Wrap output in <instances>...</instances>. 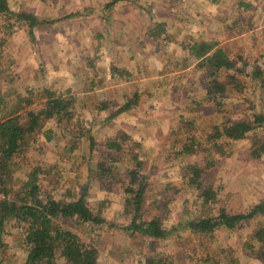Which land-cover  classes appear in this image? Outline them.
<instances>
[{
	"label": "rangeland",
	"instance_id": "1",
	"mask_svg": "<svg viewBox=\"0 0 264 264\" xmlns=\"http://www.w3.org/2000/svg\"><path fill=\"white\" fill-rule=\"evenodd\" d=\"M63 1L7 0L9 12L0 16V120L10 116L16 106H22L20 123L25 125L26 113L42 108L45 90L74 101L71 119L60 124L55 120L45 122L37 133L27 136L22 153L14 156L4 169L0 167L2 200L20 203L31 188L26 185L34 172L33 186L38 188L36 196L40 199L72 201L85 193L88 207L107 223L76 225V219H71L62 226L96 248L97 264H115V258L118 264H144L147 259L156 260V264H264V256L259 257L264 255V248L253 240L256 229L264 228V213L231 230L196 234L184 227L185 218L216 216L221 209L230 215L243 214L264 201V151L258 158L253 154L261 142V129L254 127L238 141L210 140L215 128L228 121L252 122L255 114L264 115V3L244 0L251 8L243 11V7H235L242 0H185L175 5L178 15L170 17V22L159 13L158 21L152 25L154 33H161L166 27L167 34L163 32L160 41L171 36L181 41L188 36L187 32H196L207 43L226 42L222 45L224 52L235 68L216 75L223 86L218 93L212 90L214 78L196 65L190 69L188 79L178 81L179 97L174 100L178 99L179 112H156L153 104L157 105L158 98H148L140 110H126L131 112L132 128V133L126 134L114 126L110 132V121L114 119L113 113H121L117 111L136 96L114 101L110 91L111 96L95 97L84 103L72 89H55L49 82L60 63L64 65L69 56L74 60V52L65 49V42H87L92 35L99 59H112L117 49L113 43L127 37L113 33L130 26L134 30L130 35L134 36L152 27L151 23L137 25L135 20L141 17L136 7L151 9L153 0H144L132 10L127 7L134 0H129L118 11L120 15L115 16L116 26L113 19L110 23L98 20L100 31L83 36L72 31L81 27L74 21L76 16L67 17L66 22L67 18L52 11L54 5L59 8ZM112 2L99 1L100 18L113 17ZM170 4L174 5V1ZM199 10L205 15L191 16ZM20 15L29 16L30 20ZM179 20L186 28L180 29L179 25V32L175 33L170 24L177 25ZM113 74L122 76L113 66L101 72L104 86L111 84L109 75ZM122 83L118 85L120 91L126 87ZM193 92L195 98L190 97ZM182 93L189 94L188 101L180 99ZM25 99L31 101L29 106ZM96 108L105 111L97 112ZM185 109L189 112L185 113ZM95 112L99 115L93 116ZM92 120L99 124L92 125ZM115 123L120 126L118 121ZM110 134L113 136L108 137ZM122 135L126 138L121 142L122 150L108 153L106 143ZM184 148L191 152L182 153ZM134 157L142 163L140 177L146 185L137 221L160 219L165 230L162 238L128 229L135 213L132 196L124 192L128 185L125 174L132 169ZM210 163L213 165L208 167ZM193 166L203 169L198 178ZM207 189L216 193L212 205L201 203L199 195ZM23 233L24 225L15 219L0 224V264L24 263L28 248L23 243ZM104 255H110L111 261ZM54 263L67 264L59 255Z\"/></svg>",
	"mask_w": 264,
	"mask_h": 264
},
{
	"label": "trees",
	"instance_id": "2",
	"mask_svg": "<svg viewBox=\"0 0 264 264\" xmlns=\"http://www.w3.org/2000/svg\"><path fill=\"white\" fill-rule=\"evenodd\" d=\"M126 1V0H123ZM245 9L251 8L248 4L240 2V6ZM9 12L7 0H0V16ZM24 20H30L29 16L20 15ZM32 19V18H31ZM34 23L32 20L31 25ZM33 26V25H32ZM159 32L153 33L158 35ZM191 56L198 61V68L207 70L208 74L214 78L215 92H222L223 86L216 80V75L221 70H232L235 63L229 60L221 48H217L215 43L196 42L189 48ZM44 104L40 110H32L26 113V124L20 123V110L22 106H16L10 113V116L2 117L0 120V167L4 169L12 158L23 152L27 136L39 131L45 122L55 120L58 124L62 121L71 119V108L74 101L71 98L55 95L53 92L45 90ZM210 94V93H209ZM25 105L29 106L31 101L23 100ZM137 102V97L130 100L121 107L117 112L130 109ZM257 127L261 129V142L254 150L255 157L260 156L264 151V115L255 114L252 122L237 121L226 122L221 128H215L210 140L216 141L221 138L229 141H238L244 139L247 134ZM126 138L122 135L119 138L109 140L106 143L105 150L108 153L120 152L122 150L121 142ZM190 148H184L182 153H190ZM134 165L131 170L127 171L125 176L128 178V185L124 192L132 196V205L134 213L129 230L131 232H140L143 236L154 239L162 238L165 230L161 226V220L158 218L147 222L137 221L145 193L144 178H141L142 163L134 157ZM210 163L207 166L211 167ZM206 166V168H207ZM101 167V165H99ZM194 176L198 178L203 169L192 167ZM35 172L31 174L26 186L30 190L19 201L20 203L2 200L0 202V224L5 220L15 219L16 222L24 225L23 243L27 246L28 251L23 264H55L54 259L59 255L67 264H97V250L91 244L84 243L74 232L64 228L62 225L66 220L76 219V225L85 223L106 224L104 220L97 217L88 207L85 200V193L72 201H57L51 197L40 199L36 196L37 187L33 186ZM102 175V174H101ZM100 175V176H101ZM2 181L0 178V185ZM202 205H212L216 201V193L207 189L199 195ZM264 213V201L254 205L247 213L228 214L220 210L216 216H205L199 219L188 220L185 218L184 227L196 234H208L217 229H234L244 221L253 219L255 216ZM253 240L264 248V228H258L253 234ZM264 255H259L262 257ZM156 260L147 259L144 264H156Z\"/></svg>",
	"mask_w": 264,
	"mask_h": 264
},
{
	"label": "crops",
	"instance_id": "3",
	"mask_svg": "<svg viewBox=\"0 0 264 264\" xmlns=\"http://www.w3.org/2000/svg\"><path fill=\"white\" fill-rule=\"evenodd\" d=\"M99 1L100 0H65L61 3V6L59 8L54 5L52 11L64 18L76 16V18H74V21L77 20L80 23L81 27L76 26L77 28H73L72 31L77 32L79 35L83 36V34L87 35L88 33L93 32L98 33L100 31L98 20L104 23H110L112 19L114 21L115 16L117 17L120 15L118 11L124 8L125 6L123 4L127 3L129 0H101L107 3L113 1L112 5L110 6L113 17L109 19L100 18L102 17V14H98L97 7ZM130 1L132 2L133 0ZM143 1L144 0H134V4H129L130 7L127 8L132 10L137 6L138 3H142ZM173 1L174 5H171L170 3ZM181 1L185 0H153L154 4L152 5L153 8L151 9H149L148 7H143L142 9H140V7H136L141 17L144 19L141 20L140 17V20L135 21L137 22V25H139V22L142 23V26L149 25L147 23H151L152 25L154 24V22L158 21L157 16H159V13H161L160 15H166V17L169 18L168 22H170V17L173 18L175 15H178L179 10H177V8ZM242 1L245 2V4H248V2L244 0ZM257 1L264 3V0ZM176 4L178 5L175 6ZM235 7L238 10H241L243 6H240V4H238V6L236 5ZM249 9L250 8L245 9L243 7L242 10L248 11ZM200 14L205 15L202 11H200L196 14H191V16L193 17ZM182 16L187 15L182 14ZM68 18L66 22H68ZM133 21L130 22L134 26L135 24ZM182 22V20H179V23L177 25L173 23L175 26L171 25L170 23L169 24L173 28L172 30H175V33H178L179 30H177V27H179V25L180 29L186 28L184 27V23ZM113 25H117L116 21H114ZM129 27L130 26L124 27L113 33L114 36L117 35L125 37L127 35V37L121 39L119 41L120 44L119 42L113 43V46L116 45L117 49L114 52L115 57L112 59L103 57L102 59L104 60L99 59L100 53L97 52V46L92 43V41L94 40L92 35L90 41L86 40L87 42L82 43L80 39L76 40L75 42H65V49L73 50L74 53H72V55L74 56V60H70L71 56H69L67 58L68 60L64 62V65H61L60 63L59 66H57L58 72L55 74V77L51 82H49V84L55 86V89H72L71 92L75 93L78 96L81 95L80 97L84 99V103H88L87 100H92V98L95 97L111 96L110 91H112L114 101L119 100V97L128 98L130 96H136L137 98H139L138 103L136 102L133 107H130L129 110L132 111L134 109L140 110L138 108L144 106L143 104L146 103L148 98H158V102L162 101V103L155 102L157 103V105L153 104L154 106H156V108H154L156 109V112H158V109L160 111L169 112H172L171 109H173V111L179 112L180 110L178 111L179 106L177 103L178 99L174 100V98L179 97V95L177 96V90L180 87L178 83L184 78H187L190 74V69L196 67V65L198 64V61L193 56H191L188 48L193 43L199 41L206 42V40H204L203 36H197L196 32H187L186 35L188 36L183 37L181 41L175 39L174 36H171L166 41H160L159 38L163 36V32L167 34L165 26L163 30H161V33H159L158 35H153L154 28L152 25L151 28H147L146 30L142 31L140 35L134 36L130 35V32H133L134 30L133 28ZM257 30L258 28L255 29L254 32L256 33ZM225 43L226 42L218 43L217 48H221L224 51L222 45ZM66 53L67 50H65V54ZM181 53L182 58H180ZM110 55H113L112 51ZM76 59L78 60L76 61ZM184 62L186 65H181ZM111 66H113V69L115 71L121 72L122 76L117 77L115 74L109 75L111 84H105L104 86L101 72H104L106 68L107 70H110ZM175 81L177 82L176 84L173 83ZM120 82H123L120 85L126 86L122 88L123 90L121 91L118 88ZM70 90L67 91L69 92ZM194 94L195 93L193 92L190 97L195 98L193 97ZM168 97L171 101L169 99L165 100V98ZM187 97H189V94H187L186 96L185 93L180 94V99H186V101H188L189 98ZM108 102L110 103L111 101L108 100ZM96 111L102 112L105 110L99 111L97 109ZM97 112H95L93 116L97 114L99 115V113ZM184 112L186 113L189 111L185 109ZM113 115L114 119L113 121H110V132L112 131V127L114 126V128L125 131L126 134L132 133V128L129 124L131 112L123 111L119 114L113 113ZM115 121H118L120 123V126L116 124ZM92 122V125L98 123L94 120H92ZM127 130H129V132H127ZM115 133L113 135H115ZM106 134H109V131ZM113 135L110 134L108 135V137H112ZM115 137L116 136H114L113 138ZM148 142L153 143V140H145V143ZM221 229L225 228H220L217 230ZM108 256L110 255H104L103 257H105L108 261H111V256ZM114 261L115 264L119 263L117 262L116 258L114 259Z\"/></svg>",
	"mask_w": 264,
	"mask_h": 264
},
{
	"label": "built area",
	"instance_id": "4",
	"mask_svg": "<svg viewBox=\"0 0 264 264\" xmlns=\"http://www.w3.org/2000/svg\"><path fill=\"white\" fill-rule=\"evenodd\" d=\"M2 201V197H1V195H0V202Z\"/></svg>",
	"mask_w": 264,
	"mask_h": 264
}]
</instances>
